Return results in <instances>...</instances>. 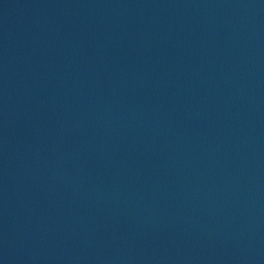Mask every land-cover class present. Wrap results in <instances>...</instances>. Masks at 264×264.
<instances>
[{"label":"water","instance_id":"water-1","mask_svg":"<svg viewBox=\"0 0 264 264\" xmlns=\"http://www.w3.org/2000/svg\"><path fill=\"white\" fill-rule=\"evenodd\" d=\"M0 264H264V0H0Z\"/></svg>","mask_w":264,"mask_h":264}]
</instances>
